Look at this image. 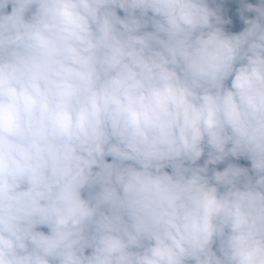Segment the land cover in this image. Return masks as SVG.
I'll return each mask as SVG.
<instances>
[{
  "label": "clouds",
  "instance_id": "clouds-1",
  "mask_svg": "<svg viewBox=\"0 0 264 264\" xmlns=\"http://www.w3.org/2000/svg\"><path fill=\"white\" fill-rule=\"evenodd\" d=\"M241 4L231 33L210 0H0V264H264V0Z\"/></svg>",
  "mask_w": 264,
  "mask_h": 264
},
{
  "label": "rangeland",
  "instance_id": "rangeland-1",
  "mask_svg": "<svg viewBox=\"0 0 264 264\" xmlns=\"http://www.w3.org/2000/svg\"><path fill=\"white\" fill-rule=\"evenodd\" d=\"M249 3H256L257 0H248ZM233 6L234 11L236 12V14L232 13L231 6ZM210 6L212 7H217L220 9L221 11V15L223 16V18L226 21H229L228 23H225L224 27L225 30L231 33H239L240 31H242L246 25L244 24L243 20L241 19L240 16V9L242 7L241 4V0H237V5H235V3L231 0H211L210 1ZM118 12L120 15H123L124 13L118 9ZM245 15L251 17L252 15H254L253 13H245ZM109 161L111 160V157L107 158ZM232 162V163H238L241 166L244 167H250V162L241 158L239 160H235L232 158H229L228 161H225L224 163H221L219 165H215V166H210V167H216L219 170H223V168L227 165V163ZM199 163H203V158ZM168 171H170V169H168ZM42 231H47L46 228H42Z\"/></svg>",
  "mask_w": 264,
  "mask_h": 264
},
{
  "label": "crops",
  "instance_id": "crops-1",
  "mask_svg": "<svg viewBox=\"0 0 264 264\" xmlns=\"http://www.w3.org/2000/svg\"><path fill=\"white\" fill-rule=\"evenodd\" d=\"M231 1H233L235 3V5H237V0H231ZM230 6H231V9L230 10H232V13L236 14V12L233 9V6L232 5H230Z\"/></svg>",
  "mask_w": 264,
  "mask_h": 264
},
{
  "label": "trees",
  "instance_id": "trees-1",
  "mask_svg": "<svg viewBox=\"0 0 264 264\" xmlns=\"http://www.w3.org/2000/svg\"><path fill=\"white\" fill-rule=\"evenodd\" d=\"M8 10H9V11L11 10V5L8 6Z\"/></svg>",
  "mask_w": 264,
  "mask_h": 264
}]
</instances>
